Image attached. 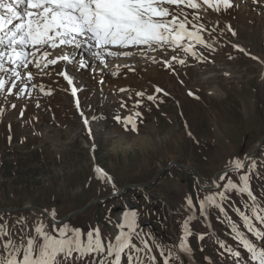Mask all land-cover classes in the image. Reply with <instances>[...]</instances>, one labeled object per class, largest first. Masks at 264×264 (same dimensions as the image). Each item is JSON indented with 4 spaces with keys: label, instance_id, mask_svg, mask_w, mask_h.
Returning <instances> with one entry per match:
<instances>
[{
    "label": "rangeland",
    "instance_id": "374dc122",
    "mask_svg": "<svg viewBox=\"0 0 264 264\" xmlns=\"http://www.w3.org/2000/svg\"><path fill=\"white\" fill-rule=\"evenodd\" d=\"M232 3L227 11L201 13L209 30L214 27L217 34L223 32L218 40L205 34L216 51L203 50L208 57L204 62L191 58H187L185 65L175 62L174 73L162 63L164 57L171 60L170 49L163 54L151 52L145 58H123L127 68L104 69L114 82H133L123 88L125 91L118 89L115 93L98 86L99 70L93 71V65L83 75L69 65L67 71L76 78L78 98L58 75L66 70L60 62L44 69L47 75L35 76L31 83L37 87L32 89L29 85L31 95L9 96L8 102L0 97V208L31 205L50 214L54 210L55 219L61 220L124 186L149 183L175 162L195 166L204 185H215L218 172L231 168L234 159H244L255 150L264 138V72L258 62H264V0L259 4L253 0ZM227 25L236 35L227 31ZM235 45L245 52H239ZM57 54L54 52L50 58ZM41 85L44 91L40 90ZM157 87L163 91L156 93ZM215 87L221 92L219 97L209 94ZM137 92L144 95L138 97ZM148 95L155 99L149 101ZM137 100L141 101L139 105ZM13 103L17 105L15 109L11 108ZM21 110L23 117L19 115ZM137 112L141 113L138 117ZM117 116L121 117L120 122L115 119ZM129 116L133 117L135 128L132 124L125 126L124 118ZM84 119L88 120L87 125ZM146 136L151 139L145 144L115 149L119 144L126 146ZM251 160L256 161V167L247 173L250 187L258 201H264V140L246 165ZM97 167L111 176L112 183L97 178ZM246 171L224 174L217 189L204 190L195 170L173 165L146 189L126 190L120 196L95 203L60 225L33 208L0 212V225L12 233L17 243H21V236L25 240L35 237L34 229L40 225L54 235L66 223L83 230L85 241L88 230L99 228L106 245L119 234L117 225L123 222L124 214L135 211L138 230L147 234L145 239L150 244L154 237L173 255L180 256L176 264H234L233 258L219 248L218 241L241 252L240 264H257L235 239L228 222L230 217L258 250L264 249V222L253 219L255 228L262 233L257 238L235 212L236 207L248 212L244 208L246 197L235 191L229 193L225 213L213 206L204 214L199 210L201 199L224 191L227 179L238 182ZM189 197L194 201L191 210L187 205ZM127 200L133 207L126 205ZM185 221L191 235L186 241L189 250L182 252L178 246L185 235ZM133 243L140 246L135 239ZM153 251L162 264L158 250ZM99 259H80L74 253L63 264H94ZM122 264H127L126 257Z\"/></svg>",
    "mask_w": 264,
    "mask_h": 264
},
{
    "label": "snow or ice",
    "instance_id": "6c2138e0",
    "mask_svg": "<svg viewBox=\"0 0 264 264\" xmlns=\"http://www.w3.org/2000/svg\"><path fill=\"white\" fill-rule=\"evenodd\" d=\"M253 3L259 4L260 0H253ZM232 7V0H0V97L8 102L9 96L21 98L26 93L31 95L29 85L32 89L37 87L31 83L35 76L47 75L44 69L60 62H64L66 70L58 75L69 85H73V76L67 71L69 65L80 71L91 64L93 71L103 72L110 60L133 58L137 55L145 58L151 52L163 54L169 49L173 53L171 60L164 57L162 63L163 67L174 73L175 62L185 65L187 58L204 62L208 57L203 50H208L209 53L216 51L214 44L205 39V34L218 40L223 32L217 34L214 27L209 30L206 23L202 22L204 17L201 13L208 10L220 13ZM226 27L228 32L236 35L231 25ZM234 47L241 53L245 51L238 45ZM54 52L59 54L50 58ZM181 55L183 58H180ZM33 66L40 70L39 73L32 71ZM40 90L44 91L43 85ZM71 91L75 96L77 88L72 86ZM162 91L159 87L155 89L156 93ZM136 95L142 97L144 93L137 92ZM147 99L153 101L155 97L148 95ZM140 103V100L136 101L137 105ZM16 107V104H11V108ZM2 113L3 109H0V114ZM19 115L23 117L24 110ZM140 115L139 112L135 113L137 117ZM115 119L120 122L121 117L117 116ZM124 121L125 126L132 124L135 128L132 116L125 117ZM84 124H88L87 119H84ZM230 167L236 172L247 171L239 176L238 182L227 179L224 191L201 199L200 213H206L210 206L225 213L224 203L228 200V194L235 191L246 197L244 208L248 210L246 212L236 207V214L248 232L259 238L262 233L255 228L253 219L264 222V201H258L247 174L255 169L256 161L251 160L246 165L244 159L237 158L231 162ZM95 172L97 178L112 183L111 176L101 168L97 167ZM219 179L224 180L225 176L222 175ZM193 203V198L189 197L187 205L190 210ZM51 215L55 220L54 210ZM228 222L235 239L251 254V259L257 261V264H264V249L258 250L230 217ZM117 227L119 234L115 235L114 241L110 240L105 245L99 228L88 230L85 241L82 240L83 230L71 228L66 223L54 235L40 225L34 229L35 237L29 236L25 240L21 236V243H17L12 238V233L0 225V264H63V260L71 258L74 253L80 259L99 256V261L94 264H122L123 257H126L127 264H159L153 248L158 250L162 264H176L181 259L180 256L173 255V251L163 242L156 241L153 237V243L150 244L145 239L147 234L138 230L140 226L135 211L125 213L123 222ZM184 232L178 247L182 252H187L189 249L186 241L191 235L187 221ZM134 239L139 241L140 246L133 243ZM218 245L233 258L234 264H240V251L223 241H218Z\"/></svg>",
    "mask_w": 264,
    "mask_h": 264
},
{
    "label": "water",
    "instance_id": "95a60500",
    "mask_svg": "<svg viewBox=\"0 0 264 264\" xmlns=\"http://www.w3.org/2000/svg\"><path fill=\"white\" fill-rule=\"evenodd\" d=\"M263 140H264V138L261 139V140L258 142L257 148H256L252 153H248V154L245 156V159H244V160H245V163L248 161V159H249L250 157H252L254 154H256V152H257L258 148L260 147V145L262 144ZM174 164L177 165V166H179V167H181V168H183V169H185V170H188V169H193V170H195V171H196V174H197V177H198V180H199V185H200L201 188H203V189H205V190H211V189H214V188H215V186H205V185H203V183H202V179H201V177H200V174H199V172H198V170L196 169L195 166H184V165H182V164H179V163H176V162H175V163L170 164L168 167L164 168L162 171H160L159 174H158V175H157L152 181H150L149 183H146V184H139V185H127V186H124L121 190L117 191L116 193H113V194L109 195V196L106 197V198L97 199V200H95V201L89 203V204H88L87 206H85L84 208H82V209H80V210H78V211H75V212L70 213L67 217H65V218H64L63 220H61L60 222L53 220V219H52V216H51L48 212L43 211V210L40 209L39 207L31 206V205H29V206L27 205V206H24V207H22V208H16V209L0 208V212H15V211H17V210L22 211V210H27V209H32V208H33V209H36V210L40 211L41 213L45 214V215L48 216L49 218H51L55 223H57V224H61V223L65 222L67 219L72 218V217H75V216H77V215H79V214L85 212L89 207H91V206L94 205L95 203L100 202V201L107 200L108 198H110V197H112V196L119 195V194L123 193L126 189H139V188L145 189L146 187H148V186H150L152 183H154V182L158 179V177L162 174L163 171L171 169L172 166H173ZM231 171H234V170H232L231 168H229V169H224V170H221L220 172H218L217 175H216V178H215L216 183L219 184V181H220L219 177H220V176H222V175L225 174V173L231 172ZM126 204H127L128 206H130V207H133L130 201H126Z\"/></svg>",
    "mask_w": 264,
    "mask_h": 264
},
{
    "label": "bare ground",
    "instance_id": "6f19581e",
    "mask_svg": "<svg viewBox=\"0 0 264 264\" xmlns=\"http://www.w3.org/2000/svg\"><path fill=\"white\" fill-rule=\"evenodd\" d=\"M240 48H242L241 46H239ZM138 56V55H137ZM122 59H118V60H113L112 62H111V64H110V62L108 63V69H109V71L110 70H113V69H116V68H119V67H123V66H125V65H127L126 63L127 62H125V58L123 59V57H121ZM129 60H131V61H134V60H132V59H129ZM136 60V59H135ZM258 60V59H257ZM64 63V62H63ZM261 64H262V66H263V72H264V62L261 60ZM33 68H35L34 66H33ZM33 68H32V71L34 72V73H38L40 70H33ZM107 68H105V69H107ZM124 68V67H123ZM125 68H127V67H125ZM87 69V68H86ZM86 69H83V70H80V71H77L78 72V75H83L84 74V70H86ZM264 74V73H263ZM94 75H95V73H94ZM72 76V75H71ZM91 76H93V75H91ZM98 81H96L97 83H98V86L99 87H101V88H105L106 87V89L108 90V91H114L113 93H115V92H117V90L119 89H123L124 87H127V86H131L132 84L131 83H133L131 80H130V82L129 81H115L114 82V80H112L110 77H108L107 76V72H106V70H103V72H100V71H98ZM92 79V78H91ZM109 79V80H108ZM75 80H76V78L73 76V85H70V87H71V89H72V86H74V82H75ZM97 80V79H96ZM95 82V81H94ZM115 86H117V89H116V91H115ZM118 90V91H119ZM221 92H220V90H219V88L218 87H215L213 90H211L210 92H209V94L211 95V96H214V97H219L221 94H220ZM77 94H78V92L76 93V98H78L77 97ZM139 140H137V139H135L134 141H131V142H128L129 144L128 145H124V144H119L117 147H115V149H117V150H119V149H124L123 147H125V149H129V148H131L132 146H136L137 144H139L140 145V143H143V144H145V142H147V141H149L150 139H151V136H146L145 138L143 137L141 140H140V138H138ZM120 143H122V142H120ZM127 143V142H126ZM125 143V144H126ZM142 145V144H141ZM254 151V150H253ZM253 151H251L250 153H252ZM163 170V169H162ZM161 170V171H162ZM122 220H123V218H122Z\"/></svg>",
    "mask_w": 264,
    "mask_h": 264
}]
</instances>
